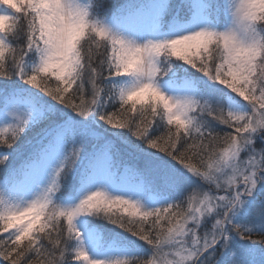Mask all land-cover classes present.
<instances>
[{
    "label": "snow or ice",
    "instance_id": "6c2138e0",
    "mask_svg": "<svg viewBox=\"0 0 264 264\" xmlns=\"http://www.w3.org/2000/svg\"><path fill=\"white\" fill-rule=\"evenodd\" d=\"M0 264H264V0H0Z\"/></svg>",
    "mask_w": 264,
    "mask_h": 264
},
{
    "label": "trees",
    "instance_id": "16d2710c",
    "mask_svg": "<svg viewBox=\"0 0 264 264\" xmlns=\"http://www.w3.org/2000/svg\"><path fill=\"white\" fill-rule=\"evenodd\" d=\"M106 2V6L108 8L109 11L114 10L115 8L120 7L121 5L128 3L129 0H105ZM257 147L259 148V142L257 143ZM111 227V226H109Z\"/></svg>",
    "mask_w": 264,
    "mask_h": 264
},
{
    "label": "rangeland",
    "instance_id": "374dc122",
    "mask_svg": "<svg viewBox=\"0 0 264 264\" xmlns=\"http://www.w3.org/2000/svg\"><path fill=\"white\" fill-rule=\"evenodd\" d=\"M176 2H178V0H176Z\"/></svg>",
    "mask_w": 264,
    "mask_h": 264
}]
</instances>
